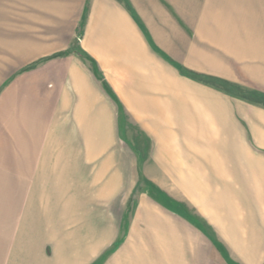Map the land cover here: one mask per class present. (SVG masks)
<instances>
[{"label": "crops", "instance_id": "crops-1", "mask_svg": "<svg viewBox=\"0 0 264 264\" xmlns=\"http://www.w3.org/2000/svg\"><path fill=\"white\" fill-rule=\"evenodd\" d=\"M125 1L90 0L79 37L83 58L69 47L52 49L42 69L29 71L26 81L14 79L0 95V264H69L66 253L59 263L45 247L59 238L62 224L53 223L66 221L68 210H100L95 199L112 197V190L104 191L112 181L101 190L100 177L117 164L112 156L100 164L98 150L108 142L100 147L99 134L119 129L125 114L158 118L155 104L164 102L165 87L179 117L171 128L176 130L167 132L171 145L160 148L163 167L186 175L179 185L189 197L203 191L204 223L230 264H264V127H252L254 146L243 130L222 132L203 164L204 188L176 165L173 138L180 134L179 141L191 145L197 129L206 130L210 142L208 130L216 124L211 114L194 115L188 93L179 96L178 55L186 56L194 72L233 84L250 78L251 85L264 86V0ZM88 55L90 70L83 64ZM94 64L107 82L104 94ZM170 209L176 210L161 208ZM205 246L211 264L208 239Z\"/></svg>", "mask_w": 264, "mask_h": 264}, {"label": "rangeland", "instance_id": "rangeland-1", "mask_svg": "<svg viewBox=\"0 0 264 264\" xmlns=\"http://www.w3.org/2000/svg\"><path fill=\"white\" fill-rule=\"evenodd\" d=\"M84 2L0 0V95L6 94L14 79L25 78L26 81L29 71L42 69L45 59L50 56L45 54L52 49L69 47L79 57L82 56V39L79 37L86 24L90 0ZM86 57L88 60L83 64L90 70L92 60L89 55ZM177 57L182 64L180 68L204 75L187 68L186 56ZM242 57L246 60V55ZM180 68L179 96L188 93V104L194 115L200 110L206 117L213 115L216 123L208 130L212 135L210 142L203 135L206 130H192L191 136L195 141L192 140L188 146L179 141L180 134L177 135L178 140L170 135L174 138V145L179 146L175 152L178 157L176 165L181 164L184 172H191L188 178L204 188L203 164L205 159L213 157L216 141L222 132H236L237 128L243 130L245 141L254 146L256 143L251 130L253 127L260 132L257 127H264V107L185 76ZM92 70L101 81V93L108 92L107 82L96 65ZM237 80L236 85L248 92L264 93V86L251 85L255 82L250 78ZM24 87H27L26 83ZM172 87L175 97L176 85ZM166 89L164 102L155 104L159 108L158 118L136 119L125 114L126 119L118 118L119 129L113 127L109 135L105 130L101 131L99 145L103 147V143L108 142V148L98 150L97 159L102 165L112 156L117 166L110 167L105 175L101 173L98 186L103 190L104 183L112 181L104 190L106 193L112 190V197L107 200L100 195L95 199L100 210H68L66 221H54L53 224L62 225L59 240L56 238L45 247V253L51 260L54 258L60 263L59 257L66 253L69 264H206L205 239H208L215 256L211 264H230L225 248L204 223L203 191L196 197H189L179 185L186 175L182 178L177 172L175 175L169 173L159 158L163 144L165 147L170 144L167 132L176 130L171 128L175 127L179 117L174 101H168ZM257 112L263 114L257 116ZM221 115H226V118H219ZM180 131L184 133L187 130ZM236 136L241 137L237 134L233 137ZM115 182L117 187L112 188ZM168 206L176 210H161ZM147 207L153 210H144Z\"/></svg>", "mask_w": 264, "mask_h": 264}, {"label": "trees", "instance_id": "trees-1", "mask_svg": "<svg viewBox=\"0 0 264 264\" xmlns=\"http://www.w3.org/2000/svg\"><path fill=\"white\" fill-rule=\"evenodd\" d=\"M125 6L128 9H130L129 4L126 1H125ZM180 71L183 73V75L199 80L207 85H210L213 87L217 86L223 92L229 95L245 99L246 101L250 103L257 104V105L264 107V93L263 92H259L255 90L248 92V90L246 91L243 88L239 87L238 85L228 82L226 80L220 79V78L211 77L207 75H200L197 73L186 71V69H182V68H180Z\"/></svg>", "mask_w": 264, "mask_h": 264}]
</instances>
